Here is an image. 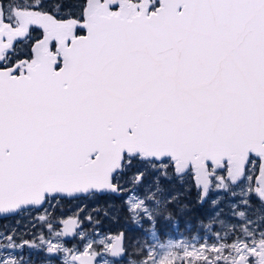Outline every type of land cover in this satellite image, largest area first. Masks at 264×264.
<instances>
[{
    "label": "snow or ice",
    "instance_id": "1",
    "mask_svg": "<svg viewBox=\"0 0 264 264\" xmlns=\"http://www.w3.org/2000/svg\"><path fill=\"white\" fill-rule=\"evenodd\" d=\"M165 184L203 239L159 242L192 211ZM114 198L139 236L57 212ZM25 214L0 264H264V0H0V218Z\"/></svg>",
    "mask_w": 264,
    "mask_h": 264
},
{
    "label": "trees",
    "instance_id": "2",
    "mask_svg": "<svg viewBox=\"0 0 264 264\" xmlns=\"http://www.w3.org/2000/svg\"><path fill=\"white\" fill-rule=\"evenodd\" d=\"M66 203H69V201H64L63 203H61L58 209L63 208ZM109 203L111 207L105 206L106 202L103 199L99 201L92 200V206L94 208H98L100 212L99 216H101V218L98 219L99 217L97 216L95 217L96 220L101 221V223L99 224V227L105 228L109 230L110 232H117V231L123 230L124 232L129 233L128 231L130 229H124V228L130 227L131 224L129 223L128 217L121 210L120 200L118 198H114L113 200L107 202V204ZM187 204L190 207L194 206V208H191V209L194 212L193 215L195 217V222H199L200 217L203 214L199 212L201 208L197 204L196 196L194 198L191 197L190 203H187ZM102 207H104V210L102 209ZM105 213H107V215H105ZM188 217H189V213L186 214L185 218H188ZM161 232H166V234H168L166 229H161ZM131 234H133V236H139V233L135 229H133V231L129 235L127 234V236L130 237ZM36 260L39 261V258L37 257Z\"/></svg>",
    "mask_w": 264,
    "mask_h": 264
},
{
    "label": "flooded vegetation",
    "instance_id": "3",
    "mask_svg": "<svg viewBox=\"0 0 264 264\" xmlns=\"http://www.w3.org/2000/svg\"><path fill=\"white\" fill-rule=\"evenodd\" d=\"M176 190L183 197V200L181 201V203L187 204L189 199H191V197L194 198L196 196L195 191L189 192L186 189L182 190L180 187H178ZM83 204H84L83 201L74 200V201H72L71 207L75 211V210H77L78 205H79V207L80 206L82 207ZM191 208H194V206H192ZM204 209H205V206L199 212H203ZM193 214H194V212L190 211L188 218H185L186 215L180 216L179 227L162 228V229H166V231L168 232V234H166V232H161L162 238L163 237H170L172 239L174 238V240H176V239L188 240V239H190V236H195L197 234H204L206 230L204 229V227L201 223L197 224L195 222V217ZM4 220H7V219H2V221H4ZM132 228H133V226L131 225V229L128 231L129 233H127L128 235L133 231ZM112 235H114V233ZM132 236H133V234L130 235V237H132Z\"/></svg>",
    "mask_w": 264,
    "mask_h": 264
},
{
    "label": "rangeland",
    "instance_id": "4",
    "mask_svg": "<svg viewBox=\"0 0 264 264\" xmlns=\"http://www.w3.org/2000/svg\"><path fill=\"white\" fill-rule=\"evenodd\" d=\"M178 187L179 186H169V185L165 184V188L167 189V192L165 194H168V193H171V192L178 193V191L176 190ZM188 203H190V201H188ZM107 206L111 207L110 203L107 204ZM81 208H85V215H87L88 213H92V212H94L95 209H97V208H94L92 206V200L84 201V204H83V206ZM102 209L104 210V207H102ZM73 211L74 210L71 207V205H67L65 208H60V209L57 210L58 213H67L69 215H71ZM25 217H26V214L24 216H22V217H11V218H8L7 220H4V221L0 220V230H7V229H10V228L16 227L17 226V221H19L20 225L23 226L24 224L27 223V220L25 219ZM95 217H96V215H93L94 222H95ZM96 231L100 232L102 235H112L113 234V233L107 232V230L100 229V228H97ZM205 234H206V231H205L204 234L195 235V237L199 241V240H201V239H203L205 237ZM168 240H174V238L172 239L170 237H163L162 239H160L159 242L160 243H167ZM143 242H144V246L146 247L148 242L155 243L156 241L152 240L151 237H144L143 238ZM35 259H37V257H35Z\"/></svg>",
    "mask_w": 264,
    "mask_h": 264
}]
</instances>
